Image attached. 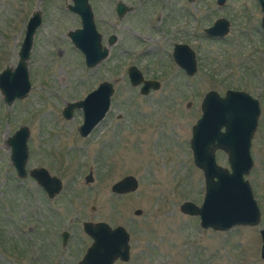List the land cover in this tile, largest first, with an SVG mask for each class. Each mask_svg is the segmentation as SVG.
<instances>
[{
  "label": "rangeland",
  "instance_id": "1",
  "mask_svg": "<svg viewBox=\"0 0 264 264\" xmlns=\"http://www.w3.org/2000/svg\"><path fill=\"white\" fill-rule=\"evenodd\" d=\"M116 1L130 8L120 18ZM68 4L0 0V70L15 65L26 20L33 11L40 14L27 59L29 91L10 105L0 94V264H75L91 242L83 221L127 231L128 260L113 264H264L258 234L264 221V32L256 0H226L222 6L215 0H88L101 44L110 34L116 37L93 67H85L66 35L79 27ZM217 17L230 22L227 35L206 36L202 28ZM176 42L194 51L190 76L172 61ZM130 64L158 87L139 93L127 79ZM103 80L112 83L109 109L82 137L76 130L81 110L65 119L61 109ZM227 89L259 103L249 146L252 166L244 178L260 221L217 231L201 228L197 216L178 206L199 205L204 192L188 145L200 100L208 90L223 95ZM19 125L28 128L25 169L43 167L61 181L52 197L30 175L16 176L6 140ZM214 157L228 167L225 153L215 150ZM125 175L135 178L136 188L113 193L110 186ZM62 231L68 237L61 246Z\"/></svg>",
  "mask_w": 264,
  "mask_h": 264
},
{
  "label": "water",
  "instance_id": "2",
  "mask_svg": "<svg viewBox=\"0 0 264 264\" xmlns=\"http://www.w3.org/2000/svg\"><path fill=\"white\" fill-rule=\"evenodd\" d=\"M257 1L261 11L260 26L264 31V0ZM216 2L221 4L223 0ZM67 8L79 16L80 27L68 30L66 35L73 46L83 54L85 66L93 67L107 57L109 46L115 37L110 35L106 45L100 43V34L94 26L87 0H71ZM124 10V5L118 2V16H121ZM39 24L40 14L33 11L25 23L15 65L5 66L0 70V94L6 105H10L14 99L23 98L29 91L27 59L33 34ZM202 30L208 37L221 38L228 31V21L224 17H217ZM171 56L173 62L186 75L190 76L195 72L194 52L188 45L174 44ZM126 74L131 85H139L141 94L147 93L149 88L154 90L158 87L157 80L144 79L134 65L126 68ZM112 90L111 82H99L82 99L67 102L61 109L62 117L68 119L74 109H80L82 120L77 126V133L82 137L86 136L109 109ZM199 109L200 115L190 128L188 145L193 164L201 170L204 192L199 205L183 201L178 206L179 211L197 216L201 228L225 231L233 226H255L260 221V210L244 177L252 166L249 146L259 115L258 100L241 90L227 89L223 95H219L215 90H208L200 100ZM27 138L28 128L25 125H19L8 136L6 143L10 149L9 160L17 177L30 175L46 195L52 197L59 192L61 181L43 167L25 169L24 164L28 157ZM215 150L225 153L228 167L216 164ZM85 180H91L90 172L85 176ZM136 186L135 178L125 175L115 181L110 190L122 194L133 191ZM134 213L139 214L140 210L136 209ZM81 226L91 238V243L76 264H113L116 260H128V233L122 226L111 227L102 221H83ZM258 234L259 257L264 259V221L258 229ZM62 236L64 240L65 234Z\"/></svg>",
  "mask_w": 264,
  "mask_h": 264
},
{
  "label": "flooded vegetation",
  "instance_id": "3",
  "mask_svg": "<svg viewBox=\"0 0 264 264\" xmlns=\"http://www.w3.org/2000/svg\"><path fill=\"white\" fill-rule=\"evenodd\" d=\"M88 1V0H87ZM188 1H191V0H188ZM226 0H223V2L221 3V4H218L217 2H216V0H215V3H216V5H218V6H222L223 4H224V2H225ZM118 2H120V1H116L115 2V4H114V12H115V14H116V16L118 17V18H120L126 11H128L130 8L129 7H127L125 4H123L122 2H120V3H122L123 5H124V8H125V10L123 11V13H122V15L121 16H118V14H117V12H116V4L118 3ZM256 2H257V6H258V9H259V11H260V6H259V3H258V1L256 0ZM90 6V5H89ZM90 9H91V7H90ZM91 12H92V10H91ZM79 17V16H78ZM92 19H93V14H92ZM260 19H261V11H260ZM260 19H259V28L262 30V28H261V26H260ZM228 21V20H227ZM93 22H94V20H93ZM211 23H212V21H211ZM94 26H95V23H94ZM79 27H80V19H79ZM229 27H230V22L228 21V31H229ZM96 28V27H95ZM204 28V27H203ZM202 28V29H203ZM228 31H227V33H228ZM263 31V30H262ZM98 32V31H97ZM202 32H203V30H202ZM264 32V31H263ZM99 33V32H98ZM227 33L224 35V36H226L227 35ZM100 34V33H99ZM111 35V34H110ZM109 35V36H110ZM101 36V35H100ZM109 36H107V39H108V37ZM223 36V37H224ZM211 38H216V37H211ZM222 38V37H221ZM107 39H106V42H107ZM115 39H116V37H115ZM100 43H101V37H100ZM176 43H182V42H176ZM176 43H173L172 44V48H173V45L174 44H176ZM113 44V43H112ZM111 44V45H112ZM182 44H186V43H182ZM186 45H188V44H186ZM188 47L190 48V46L188 45ZM194 52V51H193ZM171 53H172V49H171ZM82 54V53H81ZM82 56H83V54H82ZM171 58H172V56H171ZM172 61H173V59H172ZM83 63H84V58H83ZM85 65V64H84ZM130 65H133V64H130ZM135 66V65H134ZM86 67V66H85ZM139 70V69H138ZM140 71V70H139ZM141 72V71H140ZM184 72V71H183ZM141 74H142V72H141ZM127 75V74H126ZM186 75V74H185ZM142 77H143V74H142ZM144 78V77H143ZM128 79V78H127ZM144 79H148V78H144ZM150 79V78H149ZM155 80V79H154ZM138 88H139V85H138ZM150 90V88L148 89V91ZM45 192V191H44ZM45 195H46V193H45ZM47 196V195H46ZM48 197V196H47ZM49 198V197H48ZM62 234H65V236H64V240H63V236H62ZM67 237H68V233L67 232H59V240H60V243H61V246L66 242V239H67ZM91 243V242H90ZM90 245V244H89ZM88 245V246H89ZM87 246V247H88ZM87 247H85L84 249H83V251H82V254L80 255V258L75 262V264L80 260V259H82V257L84 256V254H85V252H86V249H87ZM18 251L16 252V255L17 256H19L20 255V251H19V249H17Z\"/></svg>",
  "mask_w": 264,
  "mask_h": 264
}]
</instances>
